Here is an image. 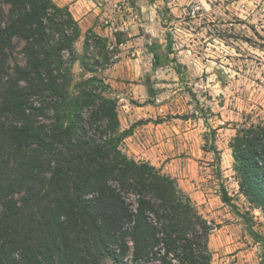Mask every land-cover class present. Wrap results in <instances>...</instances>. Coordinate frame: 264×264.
Returning a JSON list of instances; mask_svg holds the SVG:
<instances>
[{
  "label": "trees",
  "instance_id": "16d2710c",
  "mask_svg": "<svg viewBox=\"0 0 264 264\" xmlns=\"http://www.w3.org/2000/svg\"><path fill=\"white\" fill-rule=\"evenodd\" d=\"M113 35L116 47L125 41ZM78 37L67 6L0 0V264H210L211 222L174 177L122 148L141 120L121 130L118 100L95 75L69 89ZM91 37L107 41L88 30L85 50ZM13 38L27 44L25 63L11 68ZM160 47L148 46L153 67ZM31 93L51 100L33 106ZM49 109L53 121L40 122ZM252 117L228 143L243 209L216 171L222 202L264 243L253 226L254 210L264 217V118Z\"/></svg>",
  "mask_w": 264,
  "mask_h": 264
},
{
  "label": "rangeland",
  "instance_id": "374dc122",
  "mask_svg": "<svg viewBox=\"0 0 264 264\" xmlns=\"http://www.w3.org/2000/svg\"><path fill=\"white\" fill-rule=\"evenodd\" d=\"M117 4L121 14L131 17L128 28L116 32L132 41L119 70L141 68L143 73L133 79L115 78L114 66L121 59L117 51L123 46L116 47L110 35L107 41L91 37L86 50L83 40L77 39L69 89L77 91L78 83L93 75L107 84L108 78H115L118 86L111 87V96L118 100L120 129L141 120L135 127L141 136L150 135L155 166L174 177L211 222L210 264H264V243L254 241L243 220L222 202L216 171L219 166L224 186L243 209L246 201L232 177L228 143L244 113H252L255 120L264 118V0H119ZM3 7L7 11L5 1ZM152 43L161 46L156 49L161 56L157 67L148 49ZM26 44L13 38L8 49L11 68L25 63ZM138 47L143 49L140 61L135 60L140 54H131ZM110 68H115L113 75L106 71ZM119 81L133 85L121 86ZM27 100L44 107L51 96L31 93ZM5 119L13 120L10 115ZM38 119L51 123L53 111ZM122 148L126 152L125 142ZM253 226L264 242V217L258 210L253 211Z\"/></svg>",
  "mask_w": 264,
  "mask_h": 264
},
{
  "label": "crops",
  "instance_id": "0c3cea01",
  "mask_svg": "<svg viewBox=\"0 0 264 264\" xmlns=\"http://www.w3.org/2000/svg\"><path fill=\"white\" fill-rule=\"evenodd\" d=\"M57 6L64 7L67 6L72 17L77 21L79 27V37L84 43V38L88 30H92L95 34L100 35L101 37L107 38L110 35V39L114 40L113 30L121 29V26L125 25L126 28L129 26V18L131 14H121L122 12L118 10L117 3L119 0H52ZM121 20V24H118V21ZM113 29V30H112ZM110 31V32H109ZM131 35V34H130ZM112 36V38H111ZM109 39V41H110ZM132 41L126 39L118 45V48L123 46V49H118L117 56L120 57V61L116 63L115 78L124 77V79H133V75L143 73V69L134 68H122L119 70V63L124 62L125 53L128 51V48ZM143 49L140 47L134 48L131 50V54L137 53L140 54L135 60H141V52ZM115 68H110L108 75H113ZM110 73V74H109ZM108 78L107 81L111 87H117L118 81L116 79ZM120 83V81H119ZM125 84L133 85L132 83H120V85L125 86ZM136 121V120H135ZM149 123L143 124L142 127H148ZM128 127V126H126ZM139 127H134L131 135L127 136L124 139L126 152L128 155L134 157L135 159H144L149 161L151 164L155 165L156 162L152 157L151 151L154 149L149 145L150 135H140ZM123 129V128H122ZM143 129V128H142ZM148 145V147H147Z\"/></svg>",
  "mask_w": 264,
  "mask_h": 264
},
{
  "label": "built area",
  "instance_id": "2783aa9c",
  "mask_svg": "<svg viewBox=\"0 0 264 264\" xmlns=\"http://www.w3.org/2000/svg\"><path fill=\"white\" fill-rule=\"evenodd\" d=\"M124 28H126L125 25L121 26V29H120V30H123ZM115 31H118V30L116 29V30H114V32H115Z\"/></svg>",
  "mask_w": 264,
  "mask_h": 264
}]
</instances>
